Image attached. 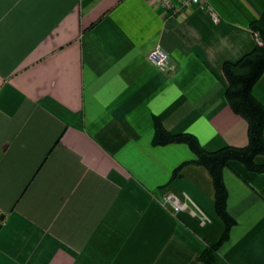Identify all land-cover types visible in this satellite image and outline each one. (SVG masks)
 <instances>
[{
    "label": "crops",
    "instance_id": "1",
    "mask_svg": "<svg viewBox=\"0 0 264 264\" xmlns=\"http://www.w3.org/2000/svg\"><path fill=\"white\" fill-rule=\"evenodd\" d=\"M185 1L0 0V264H205L225 230L212 178L173 179L195 155L157 146L155 118L209 152L248 145L223 65L258 44L264 0ZM159 46L173 70L150 62ZM253 95L264 106V74ZM223 179L235 225L219 254L264 264V172L233 161Z\"/></svg>",
    "mask_w": 264,
    "mask_h": 264
},
{
    "label": "trees",
    "instance_id": "2",
    "mask_svg": "<svg viewBox=\"0 0 264 264\" xmlns=\"http://www.w3.org/2000/svg\"><path fill=\"white\" fill-rule=\"evenodd\" d=\"M257 36L258 44L237 62H226L223 73L227 82L226 100L236 115L248 125L249 143L246 147H224L215 152L206 151L197 137L189 133L170 134L158 118H155V144L168 146L185 144L195 155L193 161L184 162L173 173L175 179L187 165L204 167L212 178L215 190V212L225 226L221 240L206 247L199 259L205 264H227L219 254L221 246L228 240L235 225L227 210L228 192L223 172L230 162H239L249 171L263 173L264 165L256 163L258 156H264V106L254 97L253 88L264 74V12L250 25Z\"/></svg>",
    "mask_w": 264,
    "mask_h": 264
},
{
    "label": "built area",
    "instance_id": "3",
    "mask_svg": "<svg viewBox=\"0 0 264 264\" xmlns=\"http://www.w3.org/2000/svg\"><path fill=\"white\" fill-rule=\"evenodd\" d=\"M161 7L172 10L174 8L172 0H154ZM203 0H187L185 4L190 5H202ZM178 12V9L175 11ZM215 22H218L216 14H212ZM150 62L159 70L166 72L173 70L171 63V57L169 53L162 47H156L149 54ZM163 204L170 207L174 213L189 212L193 216H202L197 206L186 196L184 199H180L176 195H166L163 199Z\"/></svg>",
    "mask_w": 264,
    "mask_h": 264
},
{
    "label": "water",
    "instance_id": "4",
    "mask_svg": "<svg viewBox=\"0 0 264 264\" xmlns=\"http://www.w3.org/2000/svg\"><path fill=\"white\" fill-rule=\"evenodd\" d=\"M3 217H4V216H2V217L0 218V220H3Z\"/></svg>",
    "mask_w": 264,
    "mask_h": 264
}]
</instances>
